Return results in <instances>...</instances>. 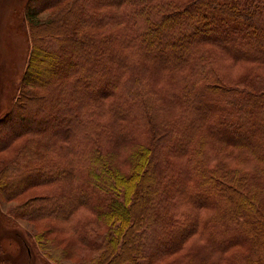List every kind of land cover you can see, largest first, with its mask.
<instances>
[{
	"label": "trees",
	"instance_id": "1",
	"mask_svg": "<svg viewBox=\"0 0 264 264\" xmlns=\"http://www.w3.org/2000/svg\"><path fill=\"white\" fill-rule=\"evenodd\" d=\"M25 11L30 55L0 115V152L25 141L0 169V196L52 184L18 207L27 219L68 221L86 194L93 207L82 232L68 226L75 250L32 233L38 253L206 264L207 249L160 261L199 236L217 264H264V0H27ZM128 142L120 173L109 157ZM232 248L243 251L227 258Z\"/></svg>",
	"mask_w": 264,
	"mask_h": 264
},
{
	"label": "rangeland",
	"instance_id": "2",
	"mask_svg": "<svg viewBox=\"0 0 264 264\" xmlns=\"http://www.w3.org/2000/svg\"><path fill=\"white\" fill-rule=\"evenodd\" d=\"M26 3L27 0H0V115L12 105L30 55L31 43L25 15ZM52 13L50 8L45 9L38 13L36 18L44 20L49 18ZM230 71L233 72L235 70L232 68ZM15 122L17 125L20 124L18 118L15 119ZM20 125H29L31 128H36L40 124L23 122ZM45 126L50 128L58 127L56 123L46 124ZM24 141L23 138L17 139L9 148L0 152V169L4 166L6 159L14 155L16 149H18ZM125 146L126 147L122 150L121 148H115L114 152L111 153L109 157L113 162L112 164L116 165L120 170V173H128L130 171V164L129 161H127V156L135 149V145H133L132 142L126 143ZM51 185L52 184L29 186L11 199L0 196V264H78V251H75L69 258L66 257L59 260V263H53L47 260L42 256L41 252V255L38 253V248L36 249L35 244L32 243V233L39 234L42 236L43 240H54L56 242V244H53L54 247L58 246V248L66 251L75 250L74 248L78 242V234L70 231L68 226L74 225L76 221V224H79L77 232H82L84 227L78 222L93 217L92 212H90V208L92 207V201L88 198L90 196H87V194L82 196L83 198H87V203H83L84 205H81L68 221L55 220L52 217H34L29 219L14 217L22 216L19 213H15L18 212L17 210L20 205H23L29 200L44 197ZM148 198L149 197H147V199ZM187 210L191 211L193 216H199L198 209L193 210L188 208ZM206 212L207 214H211L215 211L209 209V211L206 210ZM201 219H203V217L200 218V223L203 224L206 220ZM106 229L107 228L104 227L99 228L100 231H105ZM208 247L206 246L204 238L193 236L189 240H186V242H183L180 247L176 248L171 253L162 256L160 261L168 263L183 260L184 263H187L189 260H192L193 254L196 253L198 249H207V251L212 254L211 257L213 260H207L206 264H217L214 261H216V256L219 255ZM238 251H243V248H238L237 250L232 248L225 253L227 254L225 256L228 258ZM83 252H85V257L89 258L91 256L90 251L83 249ZM218 264L228 263L224 262V260L222 262L221 259Z\"/></svg>",
	"mask_w": 264,
	"mask_h": 264
}]
</instances>
